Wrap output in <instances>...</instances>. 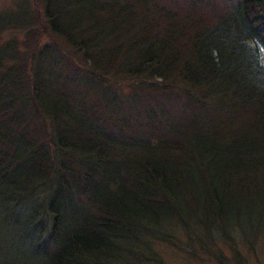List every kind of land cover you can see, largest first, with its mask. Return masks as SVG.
I'll use <instances>...</instances> for the list:
<instances>
[{
	"label": "trees",
	"instance_id": "1",
	"mask_svg": "<svg viewBox=\"0 0 264 264\" xmlns=\"http://www.w3.org/2000/svg\"><path fill=\"white\" fill-rule=\"evenodd\" d=\"M0 233V264H264V0L0 15Z\"/></svg>",
	"mask_w": 264,
	"mask_h": 264
},
{
	"label": "rangeland",
	"instance_id": "2",
	"mask_svg": "<svg viewBox=\"0 0 264 264\" xmlns=\"http://www.w3.org/2000/svg\"><path fill=\"white\" fill-rule=\"evenodd\" d=\"M19 2L20 0H0V15H3V13L6 14V13L14 12L15 7H17ZM8 243H9L8 240L6 241V239H4L3 234L0 233V249L4 250L5 246L8 245ZM262 257L264 258V252ZM28 262L29 260L24 256H19L13 259H9V263L12 264H27ZM167 264H180V261L175 257L174 258L171 257L169 260H167Z\"/></svg>",
	"mask_w": 264,
	"mask_h": 264
}]
</instances>
